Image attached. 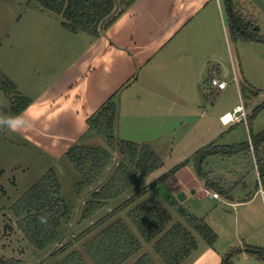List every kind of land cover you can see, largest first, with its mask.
Returning <instances> with one entry per match:
<instances>
[{
  "label": "crops",
  "instance_id": "1",
  "mask_svg": "<svg viewBox=\"0 0 264 264\" xmlns=\"http://www.w3.org/2000/svg\"><path fill=\"white\" fill-rule=\"evenodd\" d=\"M224 1L137 0L101 35L87 36L71 60L62 63L61 69L56 68L35 92L32 89L27 93L24 81L5 73L30 99L21 113L25 131L18 134L50 160L60 163L71 146L90 145V138L99 137L90 129L88 120L113 98L119 108L117 134L121 139L154 146L169 136L171 144L187 121L186 136L192 133L196 138L207 137L210 127L205 101L209 103L211 94H225L229 86L219 89L210 80L216 72L228 81L233 62L239 63L230 46ZM168 97L177 99L167 101ZM235 110L240 111L241 119L232 123L245 121L243 113L247 114L248 106L238 104L233 111L220 114L222 126L226 124L221 117ZM220 135L217 131L211 138ZM184 170L188 167L175 177ZM189 173L192 178L186 184L193 194L212 196L231 207L249 205L257 195L264 205L260 186L250 199H237L232 193L231 197L221 193L217 198L204 180ZM260 177L259 173L264 185ZM224 210L230 215L236 211ZM250 216L248 221L245 217L244 225L235 226V236L230 239L223 241L217 232L215 244L190 264H222L223 257L234 247H264L259 241L261 235L251 227L254 220ZM235 262L264 264V260L246 252L238 255Z\"/></svg>",
  "mask_w": 264,
  "mask_h": 264
},
{
  "label": "rangeland",
  "instance_id": "2",
  "mask_svg": "<svg viewBox=\"0 0 264 264\" xmlns=\"http://www.w3.org/2000/svg\"><path fill=\"white\" fill-rule=\"evenodd\" d=\"M234 3L239 6L243 15L256 20V24L260 26L259 33L264 35V0H234ZM226 18L228 22L227 13ZM63 20L62 15L43 10L30 0H0V69L19 82L24 81L23 89L27 93H32V89L35 92L37 87L42 86L41 83L46 82L48 77L53 75L56 68L61 69L64 65L62 63L71 60L76 49L83 45V40L90 36L86 32L77 34L69 31L63 26ZM254 27L251 26V29ZM228 33L232 53L234 57L237 56L239 62L237 63L238 82L233 79L234 70L231 66V76L226 78L229 86L225 94L212 98L209 103L205 101L209 111L206 119L207 122L209 121V135L196 138L190 133L186 136L187 121L185 125L180 126L181 129L176 138L172 139L171 144H169V136H165L154 146L149 144L162 157L164 165L143 178L141 183L129 193L111 201L109 206L89 220H80L88 196L85 199L77 197L76 184L81 176L69 160L64 157L65 160L60 163L53 162L35 146L22 139L18 133L0 130V264H57L60 257L52 256L57 248L75 241L79 234L107 214L110 209L126 200L131 193L157 180L182 161L192 159L200 148L214 141L222 145L241 144L251 140V132L257 134L264 130V43L235 40L231 36L230 29ZM226 50L228 62L232 65L228 45ZM245 85L248 89L243 92ZM169 99L173 102L177 98L168 97L167 101ZM238 104L248 106L246 117L243 118L245 121L222 126L219 121L220 114L228 110L233 111ZM2 115H11V112L10 97L0 82V116ZM252 115L254 119L249 125L248 121ZM217 131H220L221 135L211 138ZM90 139L93 140L90 145L105 144L100 137ZM207 162L204 168L209 166L208 170L211 169L214 180L220 179L227 189L235 185L232 196L237 199L252 198L256 194L257 187L261 185L257 163L254 156L248 152L232 158L211 156ZM51 168L56 170L61 180L62 196L76 203V215L70 225L62 228L61 239L57 243L48 249L40 250L20 229L18 219L11 207ZM190 171L194 172L193 161L188 166V170L182 171L179 177L174 176L160 183L148 192L147 197H154L169 208L174 222L188 224L179 209L173 206L174 201L178 202L179 206L188 213L204 218L216 232L221 234L223 241L225 238L234 237L235 226L244 225L245 217L248 221L247 217L251 215L254 220L251 227L261 235L259 241L264 243V205L261 196L256 195L249 205L231 207L227 203L213 199L212 196L193 194L186 184L192 178ZM260 178L264 182V177ZM182 181L184 188H182ZM225 208L236 210L237 214L234 212L230 215L224 210ZM117 219L125 221L144 245L142 251L123 264H134L144 254L150 255L157 264H166L155 251L153 242L148 243L142 238L128 216V209L121 212L114 220ZM193 233L198 239L199 247L184 264H190L209 247L202 236L195 231ZM85 242L86 240L75 242L73 249L84 252ZM87 259L90 264H94L90 258L87 257Z\"/></svg>",
  "mask_w": 264,
  "mask_h": 264
},
{
  "label": "trees",
  "instance_id": "3",
  "mask_svg": "<svg viewBox=\"0 0 264 264\" xmlns=\"http://www.w3.org/2000/svg\"><path fill=\"white\" fill-rule=\"evenodd\" d=\"M43 10L63 16V26L73 33L86 32L101 35L137 0H30ZM229 29L235 40H252L264 43V35L255 19H248L234 3L225 0ZM255 25V27H254ZM251 26L254 27L251 29ZM0 82L10 97L11 115L21 114L30 99L17 92L16 84L0 70ZM246 85L243 92L247 91ZM220 94H211L208 100ZM258 110V109H257ZM119 108L111 98L89 120V127L105 144H75L69 148L66 158L81 179L76 184L77 197H87L82 209L81 221L89 220L110 202L136 188L143 178L164 165L162 157L149 145L118 137L117 121ZM254 115L248 121L251 125ZM251 129V128H250ZM252 154L261 177H264V130L251 132V140L241 144L222 145L212 142L200 148L193 158H188L152 183L131 193L126 200L70 241L57 248L52 256L59 258L57 264H123L143 250V242L122 219L114 220L128 209V216L142 238L153 242L155 251L166 264H184L199 247L193 231L213 246L218 233L209 223L190 214L174 201L173 206L187 219V223L174 222L169 208L154 197H147L150 190L190 166L193 161L197 177L208 188L231 197L235 185L227 189L221 180L212 178L211 169L204 168L211 156L234 157L241 153ZM119 159V160H118ZM63 186L56 170L51 168L12 205L18 226L29 241L38 249L45 250L61 239L64 226L70 225L76 215V203L62 196ZM43 218V222L41 220ZM86 240L84 252L73 249L75 242ZM246 252L264 260V247L246 245L232 248L223 257L222 264H236L235 258ZM134 264H157L150 255H141Z\"/></svg>",
  "mask_w": 264,
  "mask_h": 264
},
{
  "label": "built area",
  "instance_id": "4",
  "mask_svg": "<svg viewBox=\"0 0 264 264\" xmlns=\"http://www.w3.org/2000/svg\"><path fill=\"white\" fill-rule=\"evenodd\" d=\"M233 70H234V80L238 82V66L233 62ZM211 85L218 87L219 89H225L228 85L229 82L226 80H222L219 75L215 72L210 80ZM238 110H235L234 112H227L221 117V120L224 124L229 125L232 122H235L239 119H241V116L238 114ZM244 116L246 117V114L243 113V118ZM260 191L263 195L264 198V185H260ZM214 197H221V195L218 192H214Z\"/></svg>",
  "mask_w": 264,
  "mask_h": 264
},
{
  "label": "clouds",
  "instance_id": "5",
  "mask_svg": "<svg viewBox=\"0 0 264 264\" xmlns=\"http://www.w3.org/2000/svg\"><path fill=\"white\" fill-rule=\"evenodd\" d=\"M0 130H7L12 133H23L25 131V121L23 114L0 116ZM43 222V218H41Z\"/></svg>",
  "mask_w": 264,
  "mask_h": 264
}]
</instances>
